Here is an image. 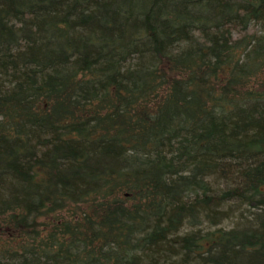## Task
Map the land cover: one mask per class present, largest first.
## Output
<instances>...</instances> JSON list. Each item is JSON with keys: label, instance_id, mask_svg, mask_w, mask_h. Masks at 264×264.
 <instances>
[{"label": "trees", "instance_id": "obj_1", "mask_svg": "<svg viewBox=\"0 0 264 264\" xmlns=\"http://www.w3.org/2000/svg\"><path fill=\"white\" fill-rule=\"evenodd\" d=\"M0 264H264V0H0Z\"/></svg>", "mask_w": 264, "mask_h": 264}, {"label": "rangeland", "instance_id": "obj_2", "mask_svg": "<svg viewBox=\"0 0 264 264\" xmlns=\"http://www.w3.org/2000/svg\"><path fill=\"white\" fill-rule=\"evenodd\" d=\"M224 186H225L224 184H222V186L220 185L221 188H223Z\"/></svg>", "mask_w": 264, "mask_h": 264}]
</instances>
